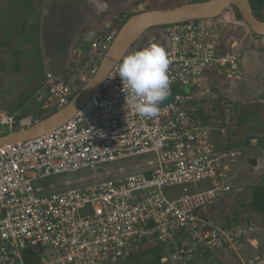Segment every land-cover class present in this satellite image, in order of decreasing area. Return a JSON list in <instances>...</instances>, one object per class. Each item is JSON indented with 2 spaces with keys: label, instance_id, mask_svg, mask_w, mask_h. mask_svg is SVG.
Here are the masks:
<instances>
[{
  "label": "built area",
  "instance_id": "1",
  "mask_svg": "<svg viewBox=\"0 0 264 264\" xmlns=\"http://www.w3.org/2000/svg\"><path fill=\"white\" fill-rule=\"evenodd\" d=\"M229 18L224 11L164 27L171 94L156 117L139 116L126 98L120 62L61 127L0 146V264H111L137 254L142 243L163 246L174 264L211 251L239 257L255 232L252 221L226 225L210 213L235 188L229 165L239 153L215 146L213 128L191 116L206 78L217 70L241 75L242 55L224 39ZM97 38L90 46L100 62L114 36ZM97 68L82 77L83 85ZM73 91L45 67L34 99L44 110H60ZM24 109L0 110V126L27 125ZM133 158L143 161L104 168ZM68 175L75 177L49 181Z\"/></svg>",
  "mask_w": 264,
  "mask_h": 264
},
{
  "label": "rangeland",
  "instance_id": "2",
  "mask_svg": "<svg viewBox=\"0 0 264 264\" xmlns=\"http://www.w3.org/2000/svg\"><path fill=\"white\" fill-rule=\"evenodd\" d=\"M256 1L261 5L259 15L264 19V0ZM22 2L26 3L24 18L16 15ZM190 2L0 0V110L15 112L25 107L23 117L30 120L27 125L14 126L12 131L0 126V137L25 129L39 118L53 113L54 108L44 110L34 99L45 67L60 75L63 83L74 91L84 86L82 77L96 67L98 60L91 46L83 42L89 29H95L97 39L101 40L105 36H113L119 23L130 13L165 11ZM225 12L234 17L232 20L229 18V29L224 32L225 43L227 41L228 50L238 48L241 53L239 67L243 74L228 76L217 70L210 80L206 78V83L202 81L205 89L194 94L192 107L201 108L203 115L198 118L199 122L206 116L209 118L215 146L239 153L234 163L229 165L230 181L235 188L216 201L217 207L212 216L219 223L225 221L226 225H233V218L238 220V224L252 221L255 232L243 240L239 257L224 251H211L209 255L195 257L190 264H264V217L248 207L253 188L264 184V37L253 36L242 21L235 19L233 7H228ZM163 31L159 27L147 31L127 54L151 43L166 51L168 39ZM141 161L142 158H133L108 164L104 168L130 167ZM74 177L68 175L49 181ZM194 187L199 189L202 186L178 187L175 191L182 193L184 188L193 190ZM248 240H254L257 246L251 245ZM162 256L161 264H174L166 250ZM154 258L153 255L138 253L111 264H155Z\"/></svg>",
  "mask_w": 264,
  "mask_h": 264
},
{
  "label": "water",
  "instance_id": "3",
  "mask_svg": "<svg viewBox=\"0 0 264 264\" xmlns=\"http://www.w3.org/2000/svg\"><path fill=\"white\" fill-rule=\"evenodd\" d=\"M230 6L236 8L242 22L253 35L264 37V21L253 14L249 0H207L183 4L165 11H145L134 14L124 22L116 33L100 60L95 74L78 90L65 107L25 129L1 136L0 146L29 141L61 127L88 102L110 70L122 61L132 46L147 31L187 20L216 18ZM97 36L98 32L91 29L83 38V42L86 45H91ZM35 249L39 251V247Z\"/></svg>",
  "mask_w": 264,
  "mask_h": 264
},
{
  "label": "clouds",
  "instance_id": "4",
  "mask_svg": "<svg viewBox=\"0 0 264 264\" xmlns=\"http://www.w3.org/2000/svg\"><path fill=\"white\" fill-rule=\"evenodd\" d=\"M169 58L164 48L151 44L127 54L121 61L118 76L127 87L126 98L141 117L154 118L159 104L171 94Z\"/></svg>",
  "mask_w": 264,
  "mask_h": 264
},
{
  "label": "trees",
  "instance_id": "5",
  "mask_svg": "<svg viewBox=\"0 0 264 264\" xmlns=\"http://www.w3.org/2000/svg\"><path fill=\"white\" fill-rule=\"evenodd\" d=\"M202 1H207V0H191L190 3H193V2H202ZM249 3H250L251 10H252L253 14L258 19H260L261 21H264V19H262L260 17V15H259L261 5L256 0H249ZM231 7H233V6H230L229 8H231ZM226 9H228V8H226ZM233 9H234L235 19H237L239 21H242L240 15L238 13V11L234 7H233ZM142 12H145V11H142ZM138 13H140V12H138ZM134 14H137V13H130L127 16H125L124 20H122L119 23L117 32L120 29V27L124 24V22L128 18H130L132 15H134ZM164 27L165 26L159 27V28L160 29H164ZM116 33H114V35H113L114 37H115ZM253 36H255V35H253ZM255 37H257V36H255ZM259 38H261V37H259ZM98 64H99V62L96 63L97 66H98ZM77 92L78 91H73L72 98L75 96V94ZM57 111L58 110H54L52 114H54ZM52 114H49V115H46V116H43V117L39 118V121L42 120V119H44V118H46V117H48V116H50V115H52ZM202 115L203 114H202L201 108H199L197 106L194 107V109H192V111H191V116H192V119H193V121L195 123L202 124L204 126H209L210 125V123H209L210 120H209V118H206L207 116L204 117V119L201 122L198 121V118H201ZM216 207H217V205H214L212 207V209H211L212 211H210V213L214 212ZM248 207H249V210L252 211L253 213H256V214L261 215V216L264 217V184L257 185V186H255L253 188V192H252V195H251V198H250V203H249V206ZM233 219H234L233 221L235 222V223H233V225L234 224H238V220L235 219V218H233ZM226 221H228V220L226 219ZM227 225H232V224H227ZM164 250H165L164 247L161 246V245H158V244H145V243H142L140 245V248H139L137 254L138 253H144V254H147V255H153V256H155L153 262L155 264H161V259L163 258L162 253L164 252ZM131 257H133V256H131Z\"/></svg>",
  "mask_w": 264,
  "mask_h": 264
},
{
  "label": "crops",
  "instance_id": "6",
  "mask_svg": "<svg viewBox=\"0 0 264 264\" xmlns=\"http://www.w3.org/2000/svg\"><path fill=\"white\" fill-rule=\"evenodd\" d=\"M25 6H26V3H25V2H22V3H21V6H20V10L17 12L16 15L23 16V18H24V14H26ZM25 21H26V20H25ZM25 21H24V22H25ZM26 23H27V21H26ZM91 29H92V28H91ZM91 29H89V30H91ZM89 30H88V32H89ZM94 30H95V29H94ZM88 32H87V33H88ZM85 36H86V35H85ZM76 52H77V51H76ZM76 52H75V54H76ZM241 63H242V61H241ZM241 63H240V65H241ZM51 71H53V70H51ZM239 71H240V67H239ZM240 73H241V72H240ZM55 74H56V73H55ZM242 74H243V73H241L240 76H242ZM43 77H44V75H43ZM42 81H43V79H42ZM11 131H12V130H11ZM253 241H254V240H253ZM255 243L257 244V242L254 241V244H255ZM256 244H255L254 246H257Z\"/></svg>",
  "mask_w": 264,
  "mask_h": 264
},
{
  "label": "bare ground",
  "instance_id": "7",
  "mask_svg": "<svg viewBox=\"0 0 264 264\" xmlns=\"http://www.w3.org/2000/svg\"><path fill=\"white\" fill-rule=\"evenodd\" d=\"M152 44V43H151Z\"/></svg>",
  "mask_w": 264,
  "mask_h": 264
}]
</instances>
